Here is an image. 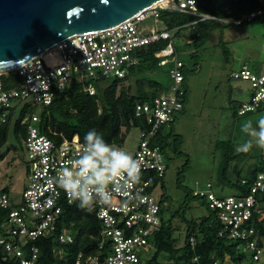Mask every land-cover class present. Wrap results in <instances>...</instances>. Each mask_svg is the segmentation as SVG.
<instances>
[{
	"label": "built area",
	"instance_id": "1",
	"mask_svg": "<svg viewBox=\"0 0 264 264\" xmlns=\"http://www.w3.org/2000/svg\"><path fill=\"white\" fill-rule=\"evenodd\" d=\"M162 9L195 15L194 22L213 19L233 25L264 16V8H258L235 18L220 17L198 13L195 0H168L165 5H155L111 28L70 35L25 63L0 70V120L5 121L11 109H15L16 116L24 105L29 108L48 105L57 91L72 83L94 94L93 81L124 78L139 64L142 47L166 40L154 54L168 65L171 83L165 92L149 101L136 102L134 106L135 115L149 123L148 129H139L141 139L131 154L134 160L141 162V179L130 181L124 172L109 181L106 191L111 197L110 204L100 203L96 193H92L97 201L93 211L99 224V241L93 251H79L76 264H142L150 250V239L160 229L161 203L153 190L164 177L167 163L161 145L154 139L182 109L185 95L184 62L176 50L174 30L142 24L146 20H156ZM231 77L247 80L252 88L249 100L240 102L237 107L239 115L264 106V72L241 65ZM38 121V113L29 110L21 120L26 125L23 144L28 163L21 201L13 203L8 192L0 189V208L8 210L4 232L0 233V252L16 256L20 264H39L36 245H30L28 254L25 253L28 240L46 236L53 237L59 244L75 241L78 230L61 222L60 217L64 205L78 203L67 198L60 182L67 170L73 173V179H81L83 186L77 162L91 152V145L82 142L77 134L57 141L40 131ZM162 134H165L163 130ZM115 149L125 151L122 146H115ZM260 150L261 168L248 193L221 196L213 190L211 182H206L203 188L194 191V195L205 199L214 214L218 236L236 241L240 253H249L252 261L264 264V229L258 225L264 226V150ZM98 163L102 169L103 163ZM189 244L195 246L194 237L189 238ZM1 259L0 255V264ZM192 264H200L197 254L193 255ZM209 264L248 263L243 259L235 262L226 255L223 260L215 259Z\"/></svg>",
	"mask_w": 264,
	"mask_h": 264
},
{
	"label": "rangeland",
	"instance_id": "2",
	"mask_svg": "<svg viewBox=\"0 0 264 264\" xmlns=\"http://www.w3.org/2000/svg\"><path fill=\"white\" fill-rule=\"evenodd\" d=\"M142 24L145 27L162 26L159 17ZM173 39L179 56L186 61L185 95L182 109L163 129V133L171 132L163 150L167 169L161 179L163 187L156 186L153 195L158 200L164 198L162 218H172L171 222L176 226L173 236L180 238L182 244L186 226L211 214L205 199L194 196L195 190L211 182L213 190L221 196L236 193L235 189L220 182L223 154L230 156L227 175L231 180L244 178L257 162L258 154L260 158L259 136L253 133L260 132L259 121L264 118V106L238 115L239 103L249 100L252 88L247 80L232 78L231 73L243 64L254 71L264 72V16L241 25L209 29L205 40L197 47L189 43V27L180 29ZM194 51L196 53L191 56ZM154 59L155 62L151 59L131 69V78L121 82L119 89L130 86L131 92H135L136 77L153 80L168 89L171 83L168 65L161 62L163 58L154 56ZM140 139L139 128L132 127L125 133L121 146L131 155ZM249 142L252 145L249 151H237ZM109 146L115 149V145ZM0 150L5 153L0 160V188H5L13 203L18 204L27 183L28 163L23 139L14 132L13 120ZM179 172L180 186L176 182ZM184 199L187 200L184 219L172 217ZM213 219L212 216L211 222ZM153 251L154 247H150L145 258H149ZM243 261L259 264L251 260L249 253H245Z\"/></svg>",
	"mask_w": 264,
	"mask_h": 264
},
{
	"label": "trees",
	"instance_id": "3",
	"mask_svg": "<svg viewBox=\"0 0 264 264\" xmlns=\"http://www.w3.org/2000/svg\"><path fill=\"white\" fill-rule=\"evenodd\" d=\"M195 1L198 13L227 18H235L246 11L264 8V0ZM158 17L163 28L174 30V36L179 33L180 29L189 27V43L195 47L205 40L209 29L230 25L213 19H203L194 22L197 16L168 9L160 10ZM165 43L166 40H161L142 47L140 49V62L135 67L143 65L144 62L151 59L155 62V51L162 48ZM176 50L178 51L177 47ZM194 53L196 51L191 52V56ZM180 58L184 62L185 70L186 61L182 57ZM194 65L196 66V63ZM131 69L124 78H101L93 81L96 91L92 95L79 88L75 83H72L66 89L57 91L52 102L48 105L33 106L32 108L24 105L16 117H14L15 109H11L5 121L0 120V149L7 140L9 125L12 120L17 137L20 136L22 139L25 137L26 125L22 124L21 120L27 110L38 113L39 121L37 125L40 131L54 140L60 141L62 138H71L77 134L82 142L89 144L85 136L89 131H94L105 143L121 146L124 142L125 133L132 127H137L140 130L149 128V123L145 118L135 115L134 106L136 102L149 101L154 96L160 95L167 90L158 86L153 80L139 79L137 77L134 78L135 92H131L130 86L119 89L121 82L131 78ZM102 84L105 85L103 86ZM162 130L163 127L155 137L154 142L159 143L162 149L165 150L167 146L166 138L171 132L168 131L163 135ZM224 144L222 143L221 146L226 149ZM4 156L5 153L0 150V160ZM229 158V154H223L219 172L221 184L223 186L228 185L241 194L248 193L258 170L261 168L259 154L257 162L249 170L248 174L244 178L236 180H231L227 175ZM161 179L158 185L163 187ZM176 182L180 186V172L177 174ZM159 201L161 203V226L159 231L150 239V247H154V251L149 258L144 259L142 264H192L194 254L199 256L200 264H209L215 259L223 260L226 255H229L235 262L243 259L244 255L239 252L236 241L226 236H218V222L212 213L187 225L184 231L183 242L180 244V238L173 236L176 226H173L171 222L172 218H162L164 198L160 197ZM186 202L187 200L184 199L181 205L173 211L172 217L179 216L184 219ZM185 203L186 205L184 206ZM7 215L8 210L0 208V233L4 232L3 223ZM212 216L214 219L211 222ZM60 218L62 219L61 222L78 230L77 237L73 243L69 244H59L53 237L46 236H39L35 240H28L24 247L25 253L26 255L28 254L30 245H36L39 248V264H76L78 252L93 251L99 241V224L93 210L88 212L80 209L77 204H68L63 206ZM258 225L264 229V226ZM190 237H194L195 239L194 247H191L189 244ZM0 255L2 257L1 264H20L18 258L14 255H7L2 251Z\"/></svg>",
	"mask_w": 264,
	"mask_h": 264
},
{
	"label": "water",
	"instance_id": "4",
	"mask_svg": "<svg viewBox=\"0 0 264 264\" xmlns=\"http://www.w3.org/2000/svg\"><path fill=\"white\" fill-rule=\"evenodd\" d=\"M160 0H0V70L15 68L78 33L102 31Z\"/></svg>",
	"mask_w": 264,
	"mask_h": 264
},
{
	"label": "clouds",
	"instance_id": "5",
	"mask_svg": "<svg viewBox=\"0 0 264 264\" xmlns=\"http://www.w3.org/2000/svg\"><path fill=\"white\" fill-rule=\"evenodd\" d=\"M250 124L245 127L247 131ZM260 132L253 133L258 135V145L264 150V118L259 121ZM85 139L91 145V152L85 155L77 163L80 167L79 177L83 179H73L71 171L64 172V179L60 182V188L66 193L67 198L72 202H77L80 209L91 212L94 204L97 202L93 192L99 197L102 204H110L111 197L106 191V185L115 177H120L124 172L128 174L130 181L139 182L141 179V162L121 149H114L105 143L94 131H89ZM251 142L243 148H237V151L247 152L251 149ZM98 161L102 162L104 167H99ZM91 173V175H89ZM90 185H98L91 188Z\"/></svg>",
	"mask_w": 264,
	"mask_h": 264
},
{
	"label": "bare ground",
	"instance_id": "6",
	"mask_svg": "<svg viewBox=\"0 0 264 264\" xmlns=\"http://www.w3.org/2000/svg\"><path fill=\"white\" fill-rule=\"evenodd\" d=\"M167 1H168V0H160V1L157 2L155 5H165ZM155 5H154V6H155Z\"/></svg>",
	"mask_w": 264,
	"mask_h": 264
},
{
	"label": "crops",
	"instance_id": "7",
	"mask_svg": "<svg viewBox=\"0 0 264 264\" xmlns=\"http://www.w3.org/2000/svg\"><path fill=\"white\" fill-rule=\"evenodd\" d=\"M243 65H245V64H243ZM1 189V188H0Z\"/></svg>",
	"mask_w": 264,
	"mask_h": 264
}]
</instances>
